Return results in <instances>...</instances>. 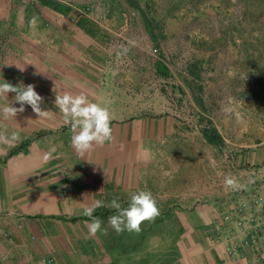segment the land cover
I'll use <instances>...</instances> for the list:
<instances>
[{"label": "rangeland", "instance_id": "1", "mask_svg": "<svg viewBox=\"0 0 264 264\" xmlns=\"http://www.w3.org/2000/svg\"><path fill=\"white\" fill-rule=\"evenodd\" d=\"M0 80L35 85L47 112L39 116L25 105L16 117L5 118V106L20 104L13 92L0 97V177L12 159L31 153L36 141L51 153L30 165L26 159V166L38 161L64 170L99 167L121 173L146 161V171L156 170L160 177L161 222L157 216L156 222H143L140 232L117 234L108 224L116 210L101 207L102 230L92 242L113 247L117 264L138 252L135 263L142 253L147 263L153 239L160 237L162 264H169L176 240L167 216L199 214L193 212L197 204L185 206L180 190L189 136L205 128L218 131L223 122L242 125L252 136L264 128V0H0ZM65 92H84L115 113L111 141L84 154L76 151L55 104L57 94ZM154 119L161 123L148 127ZM170 123L176 135L143 144L144 130L153 136V129ZM12 132L15 141L8 140ZM229 144L221 148L228 152ZM55 177L63 178L58 185L68 176ZM169 178L172 188L166 189ZM120 196L127 207L131 195L124 201ZM5 215L0 211V218ZM1 259L8 264L6 255Z\"/></svg>", "mask_w": 264, "mask_h": 264}, {"label": "crops", "instance_id": "2", "mask_svg": "<svg viewBox=\"0 0 264 264\" xmlns=\"http://www.w3.org/2000/svg\"><path fill=\"white\" fill-rule=\"evenodd\" d=\"M149 123L148 127L152 123L157 127L161 121L154 119ZM221 125L218 132L223 141L219 144L210 142L203 131L191 134L187 139L189 152L184 156L185 171L180 179V190L185 194V206L195 208L197 204L193 212L199 214L182 215L175 211L167 216L172 224L170 236L176 240L170 246L168 256L172 261L169 260V264H264V258L257 259L251 251L240 257L230 255L224 243L210 234L211 227L215 226L212 222H220L221 208L225 206L229 192L234 194L233 200L251 202L247 212L253 213L256 209L253 203L264 196V128L260 136H252V131L248 134L242 125L225 122ZM144 131L145 145L150 143V138L177 134L172 123L164 129H153V136ZM226 142L230 143L228 152L222 149ZM33 143L31 153L18 157L15 162H12L15 158L12 159L11 165L1 173L0 211L6 215L0 218V261L6 255L8 264H35L54 256L59 264H117L113 247L99 248L93 244V239L99 237L89 235L91 218L84 216L82 209L97 200L108 204L118 198L117 195L124 201L140 189L153 191L157 201L162 199L156 170L147 172L146 161H138V168L127 166L121 173L99 167L64 170L41 166L38 161L37 166L30 167L26 166V159L30 165L35 158L44 160L51 153L39 141ZM181 155L183 153L179 158ZM60 174L68 176L67 182L55 185L63 179L55 177ZM226 178H232L242 186L233 188L226 184ZM172 183L169 178L165 188L171 189ZM215 185L219 186V191L215 190ZM100 208L94 216L99 217ZM161 220L159 216L157 222ZM17 224L22 227L19 229ZM153 245L148 251L150 260L147 263L144 253L139 256L140 262L135 263L138 252L123 256L121 264H162L160 237L157 241L153 239Z\"/></svg>", "mask_w": 264, "mask_h": 264}, {"label": "clouds", "instance_id": "3", "mask_svg": "<svg viewBox=\"0 0 264 264\" xmlns=\"http://www.w3.org/2000/svg\"><path fill=\"white\" fill-rule=\"evenodd\" d=\"M9 92L15 93L14 99L19 102L20 107L12 104L5 106L2 109L5 118L16 117L18 112L24 111L25 105H30L39 116L47 115L46 110L41 109L43 97L37 92L35 85H15L0 80V97L8 96ZM55 104L62 113L64 122L70 126L71 144L78 153L84 154L94 145H103L113 139L112 121L115 119V113L102 103L91 101L88 94L84 92L75 95L71 92L57 94ZM16 139L17 133L12 132L8 140ZM226 184L233 188L242 186L232 178H226ZM105 206L116 210L108 217V224L117 234L124 231L140 232L142 223L153 221L161 211L153 193L145 189L132 193L127 207H122L119 198H113L108 204L97 200L82 209V214L91 218L88 225L90 236L102 230L103 221L100 217L94 216V213L97 208ZM103 230L107 231L106 228Z\"/></svg>", "mask_w": 264, "mask_h": 264}, {"label": "built area", "instance_id": "4", "mask_svg": "<svg viewBox=\"0 0 264 264\" xmlns=\"http://www.w3.org/2000/svg\"><path fill=\"white\" fill-rule=\"evenodd\" d=\"M234 194H227V202L220 212V222L211 227L210 234L224 243L227 252L240 257L251 251L257 259L264 258V196L253 204V213L247 212L248 200H233ZM225 230L226 234L222 233ZM35 264H59L54 256L46 257Z\"/></svg>", "mask_w": 264, "mask_h": 264}, {"label": "trees", "instance_id": "5", "mask_svg": "<svg viewBox=\"0 0 264 264\" xmlns=\"http://www.w3.org/2000/svg\"><path fill=\"white\" fill-rule=\"evenodd\" d=\"M158 69H160L161 71L164 72V74H168V72H165V70H163L159 64H157ZM203 133L207 136V138L209 139L210 142L215 143V144H219L223 141L220 133L217 131L216 128H205L203 130Z\"/></svg>", "mask_w": 264, "mask_h": 264}]
</instances>
